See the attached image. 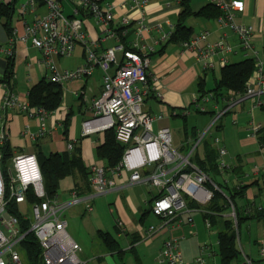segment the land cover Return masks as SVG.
<instances>
[{
	"label": "crops",
	"instance_id": "1",
	"mask_svg": "<svg viewBox=\"0 0 264 264\" xmlns=\"http://www.w3.org/2000/svg\"><path fill=\"white\" fill-rule=\"evenodd\" d=\"M13 1L15 11L17 0H6L4 3ZM22 2L23 0L17 6V18L12 22L13 29L17 30V35L23 31V20L31 21L33 18L32 15L20 13L19 6ZM110 2L114 6L113 10L116 16L115 22L110 27L116 30L120 28L119 18L127 15L130 18L129 31L131 32L127 41H133L136 12L131 6V1L112 0ZM209 2L210 0H189L193 11ZM63 8L66 13H72V6L69 3L63 2ZM181 10L179 0H149L146 5V21L149 24H159L160 29L145 33L140 43L143 53L149 58L147 82L144 85L145 104L143 103V108L154 116L153 130L157 131L161 127H167L171 133L173 146L183 149L189 144V139H194L197 133L203 131L212 119V112H198L197 104L200 103V101L197 102L198 79L203 76L204 89L212 88L220 77L223 65L218 63V56L212 55L210 58L212 65L205 68L203 61L198 60L196 52L183 50L180 42L169 41L167 35L173 32ZM43 12L44 7L38 6L37 13L42 14ZM79 16L82 18L87 38L97 44L95 48L97 55L107 47L117 44L113 37L103 33L104 31L100 29L93 17L84 13H80ZM234 22L252 27V45L264 63V0H245L244 11L235 14ZM184 23L191 28L190 38L207 32L205 44H212L220 37H225L231 43L236 42L234 30L220 25L217 22V17L190 15L185 18ZM11 40L8 39L0 53L1 57L13 54L14 58L11 77L12 90L9 91L5 83H0V122L4 126L6 141L9 143L13 155L31 153L37 157L38 153L48 155L53 151H70L72 148L68 149V144L73 143L74 146L80 147L82 160L89 170L93 164L103 165L104 162L99 159L96 151L103 143L106 131L82 135V123L91 117V102L101 91L102 71L100 68L95 66L90 75L58 83L62 88L61 103L54 111L48 112L44 119L47 134L33 139L32 135L39 129L38 116L16 106L4 107L3 101L6 94L9 93L19 101L27 102L30 87L43 77H48L49 71L42 61L43 53L34 48L30 40ZM77 45L80 47L78 51L74 52V48L71 53L76 59L73 65L65 59L56 58L57 67L60 70L75 69L84 65V46ZM237 55H240L237 60L244 58L241 52L230 53L225 56L227 62L237 61L235 59ZM207 96H210L209 100L211 101H209V106H206V111H220L229 101L228 98L216 100L212 99L210 94ZM246 100L251 104V110L248 108ZM193 112L200 113L201 116H197ZM247 114L248 117L251 116L252 120L247 118ZM158 115H161V118H157ZM67 118L68 133L65 137L64 123ZM179 120H183V125ZM188 121L191 124L190 128L187 126ZM251 125L264 126V111L261 110L260 105L254 103L253 99H244L233 104L220 117L208 139L209 144L215 148L213 138H219L226 149V154L223 157L226 168L220 176L216 177L220 190L223 194L229 195L232 188L244 187L242 194L233 195L234 205L242 213L248 209H258L264 206V144H261L257 139L258 133L250 134L249 127ZM202 147L201 142L198 146L200 155L203 154ZM109 172L107 175L113 183L105 193L91 196V192H89L87 195H81L80 202L66 209L69 210L70 218L78 217L84 212H91L89 218L95 220L94 228H97V234H95L96 232L93 234L101 240L103 245H93V249L86 246L88 252H84L82 249L85 244L83 239L68 232L79 246L78 257L86 264H164L160 263L159 258L163 242L168 237L177 238L179 248L182 251L181 245H183L186 255L189 253L188 250L195 248V245H198L199 251L202 249L209 253L211 246L208 245L211 243L212 228L215 229L218 249L217 233L221 228L222 220L231 217L235 223L231 216L232 205L221 214H208V211L203 207H194L190 213L183 216V222L180 225L175 224L147 237L144 232L152 224L146 225L148 215L145 214L150 213V202L158 194V190L148 183H130V172L128 171L116 169ZM63 181H65L63 186H61L62 181L59 182V188L67 191L68 197L61 198L62 193L56 194L57 196L54 197L66 201L75 191L74 182L80 181V176L79 174L70 175ZM98 197L107 204V209H103L101 199L96 203V207H93L95 199ZM87 204L91 205V210L86 208ZM189 217H191V221L187 220ZM159 220L157 217V223ZM206 220H208L209 226H207ZM242 223L248 224L250 228L256 227L257 239L255 243L260 250H263L260 258H263L264 264V218L248 219ZM98 232L109 233L116 241L115 245L106 244ZM202 245L208 247H202Z\"/></svg>",
	"mask_w": 264,
	"mask_h": 264
},
{
	"label": "built area",
	"instance_id": "2",
	"mask_svg": "<svg viewBox=\"0 0 264 264\" xmlns=\"http://www.w3.org/2000/svg\"><path fill=\"white\" fill-rule=\"evenodd\" d=\"M130 1L136 12V27L135 38L130 42L129 49H125L117 30L110 27L116 16L114 6L109 0H24L19 6V11L32 15L33 18L31 21L23 20V31L19 35L15 28L12 34L14 40H30L31 45L43 53L42 61L53 82L79 79L90 75L95 66L100 68L101 91L91 102V117L83 121L82 135L113 129L115 140L125 148L121 160L111 172L116 169L128 171L130 183L144 182L158 190V194L150 202L149 211L160 220L156 225H149L144 232L145 236L151 237L162 229L180 225L183 216L194 209L189 202L204 205L211 199L212 192L206 187V183L211 182L210 177L195 165L193 152L233 104L244 99H253L255 104H261L264 96V63L252 45V27L234 22L235 14L245 9V0H210L220 11L217 22L234 30L236 42L231 43L225 37H220L212 44H205L208 33L202 32L182 42L183 50L196 52L198 60L203 61L205 68L212 65V55L218 56V63L224 65L227 62V54L241 52L242 57L254 59V72L243 95L231 97L223 109L214 112L205 129L198 132L194 139H189L187 149L175 147L171 143L170 130L161 127L154 131V116L143 108L149 58L143 53L140 40L145 33L160 29V25L146 21V5L149 0ZM63 2L72 6L71 14L64 11ZM38 6L44 7L42 14L37 13ZM80 13L93 17L103 33L113 37L117 44L107 47L97 55V44L87 38ZM119 19L122 28L120 34L127 35L130 18L124 15ZM77 44L84 46V65L75 69L60 70L56 58L71 55ZM209 99L210 96H205L202 101L208 102ZM3 106H16L38 116L39 129L32 135L33 139L47 134L44 119L48 112L43 108L29 107L27 102L19 101L9 93L4 97ZM197 109L203 112L207 108L198 103ZM157 118H161V115ZM259 129L260 125H251L250 134L255 135ZM5 142L6 134L0 122V264H24L19 243L25 233L21 232L18 217L7 212L6 206L10 201H14L17 208L23 203L31 207L33 220L19 212L30 220L29 231H33L37 238L44 264H86L78 257L79 246L68 234L67 221L63 215L69 206L81 201L80 196L74 191L66 201L47 197L35 154L13 155L10 166L3 171L2 146ZM213 144L219 156L218 168L223 171L226 168L223 160L226 149L217 137L213 138ZM72 146L73 143H69L68 149ZM90 171L91 196L105 193L113 183L106 168L101 164H93ZM28 192L39 201L27 203ZM86 206L91 210V205ZM231 216L236 225L233 207ZM187 220L192 219L189 217ZM206 224L209 226L208 220ZM178 243L177 238L170 237L163 242L160 263L184 264ZM204 259V256L196 258L195 264H204ZM243 264L254 263L244 254Z\"/></svg>",
	"mask_w": 264,
	"mask_h": 264
},
{
	"label": "trees",
	"instance_id": "3",
	"mask_svg": "<svg viewBox=\"0 0 264 264\" xmlns=\"http://www.w3.org/2000/svg\"><path fill=\"white\" fill-rule=\"evenodd\" d=\"M182 8L180 15L175 23L173 32L169 34V41L184 42L191 37V28L185 25L184 21L187 16L198 15L206 17H217L220 14L219 9L211 2L202 6L196 11L190 7L189 0H179ZM13 14L14 1L12 3H0V24L4 27L8 39L13 38ZM128 28L127 35H121L122 28L117 29L120 41L123 43L125 49L130 48V42L127 41L131 33ZM14 58L12 55L6 56V75L2 80L6 84L9 91L12 90V68ZM254 72V59L252 57H244L233 62H226L221 67L220 77L215 81L214 86L210 89H204L203 76L198 79L197 102L207 95H211L212 99L228 98L233 96L243 95L246 90L248 81ZM62 88L56 82L50 80V77H43L36 84L32 85L27 94V102L29 106L36 108H43L46 112H52L61 103ZM260 108L264 111V99L260 104ZM198 111V110H197ZM200 113H214L213 111H198ZM64 135L67 136L68 118L65 123ZM257 139L261 144H264V126L260 127L257 132ZM210 136L202 141L203 154L200 155L198 149L193 152L192 159L195 165L206 172L217 188L211 182L206 183V187L212 192L211 199L204 205L196 202H189L191 207H203L208 211V214H221L232 205L235 211L236 225L231 217L222 220L221 228L217 233L218 249L217 254L220 258L221 264H229L230 261L238 254L236 247V229L240 226L242 221L248 219L264 218V206L259 209H248L245 213L240 212L234 205L233 195L242 194L244 187L232 188L229 195L223 194L220 190L219 183L216 177L221 175L218 162L219 156L216 149L209 144ZM187 142V141H186ZM185 142V143H186ZM187 144V143H186ZM188 146V145H187ZM185 146V149L188 147ZM125 146L115 140L113 129L106 130L104 141L97 149V155L100 160L104 162L103 166L107 173L113 170L123 155ZM184 149V148H183ZM13 153L9 143L6 141L2 146V170L5 171L7 166L11 163ZM37 160L40 166L42 175V183L47 197H54L59 188V182L62 178L70 175L79 174L80 181L74 182V190L81 195H87L91 192L89 178L91 171L82 160L79 146H74L70 151L51 152L48 155L42 153L37 154ZM236 170V169H233ZM237 171V170H236ZM27 203L39 201L31 192L26 194ZM7 212L15 214L19 219L21 232L25 236L19 243V250L23 257L25 264H44L41 258V248L33 231H29L30 220L24 218L19 212L14 201H10L6 206ZM103 241L108 245H115L116 241L109 233L98 232Z\"/></svg>",
	"mask_w": 264,
	"mask_h": 264
},
{
	"label": "rangeland",
	"instance_id": "4",
	"mask_svg": "<svg viewBox=\"0 0 264 264\" xmlns=\"http://www.w3.org/2000/svg\"><path fill=\"white\" fill-rule=\"evenodd\" d=\"M21 1L22 0H17L15 3L16 9H15L14 14H13V21H15V19L17 18V6ZM109 1H112V0H109ZM79 48L80 47L77 45L75 47L74 52L78 51ZM60 58H61V60L65 59V60L69 61V64H71V65H73L76 62V59L72 55L70 57L66 56V57H60ZM238 58H240V55H237L235 59L237 60ZM209 101H211V100H209ZM209 101L203 102L201 99L200 103L204 104L205 106H209ZM246 103H248V108L251 110L252 106L248 100H246ZM144 104H145V102H144ZM257 111H258V107H257ZM215 112L217 113L218 111H215ZM193 113L196 114L197 116H201L200 113H197V112H193ZM211 116H212V114H211ZM247 118H250V120H252L251 116L248 117V114H247ZM179 121H180L181 125H183V120H179ZM186 123H187V120H186ZM187 126H189V128L191 127V124L189 123V121H188ZM208 136H210V134ZM172 145H174V144L172 143ZM9 166H10V164L7 166V168ZM68 177H70V176H66L60 180V181H62L61 186H63V184L65 182L63 180L65 178H68ZM69 181H70V179H69ZM61 193H62L61 198L68 197L67 191H63L60 188H58L57 194L59 195ZM100 199H101L100 197L95 199V203L93 204L94 208L96 207V203L98 201H100ZM101 203H103V204H101L103 209L104 210H105V208L107 209V204H105V202L102 199H101ZM18 210L23 215H25L27 218H29L30 220H33L31 207L28 204H26V203L19 204ZM90 213L84 212V214H82V215L80 214V215H78V217L70 218L69 210L64 211V219H66V221H67L66 230H67V232H69L73 236L78 235L79 237H81L83 239L85 244H84V246H82V249L84 252L85 251L88 252L86 246L93 249V245H96V246H97V244L103 245L101 243V240L93 234V232H96L95 234H97V228H94V222H95L94 218H89ZM150 213L145 214V215H148V218L146 220V225H148V224L156 225L157 224V217L154 216L152 213L151 214ZM111 230L114 232L113 229H111ZM256 233H257V229L255 226H252V228H250V227H248V224H246V223L240 224V226L236 229V247L238 250V254L230 261L229 264H243L244 254L248 255L253 260L254 264H263V262H262L263 258H260V255H261V253H263V251L260 250L257 243H255V240L257 239ZM210 242L211 243L208 246H211V248L209 247V251H211L210 252L211 256H209V257L207 256L208 251L207 250L202 251V249H200V251H199L198 245L197 246L195 245L194 249L191 248L190 250H188L187 252H189V253H188V255H186L184 253L185 250L183 248V245H181V248L183 251L184 264H193V262L196 260V258L201 257V256L205 257L204 264H221L220 258L217 254L216 234H215V229H213V228H212ZM206 246L207 245H205V246L202 245V247H206ZM78 253H79V250H78ZM191 254H193V255L191 256ZM24 264H25V262H24Z\"/></svg>",
	"mask_w": 264,
	"mask_h": 264
},
{
	"label": "water",
	"instance_id": "5",
	"mask_svg": "<svg viewBox=\"0 0 264 264\" xmlns=\"http://www.w3.org/2000/svg\"><path fill=\"white\" fill-rule=\"evenodd\" d=\"M8 42L7 34L4 30L2 24H0V53L2 52V48ZM6 75V57L0 56V83H3L2 80Z\"/></svg>",
	"mask_w": 264,
	"mask_h": 264
}]
</instances>
